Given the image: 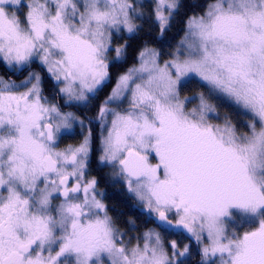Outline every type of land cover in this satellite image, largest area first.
<instances>
[{"label": "snow or ice", "instance_id": "snow-or-ice-1", "mask_svg": "<svg viewBox=\"0 0 264 264\" xmlns=\"http://www.w3.org/2000/svg\"><path fill=\"white\" fill-rule=\"evenodd\" d=\"M197 6L169 48L181 0H0V264H187L193 243L197 264H264V0ZM94 121L98 165L189 243L110 215Z\"/></svg>", "mask_w": 264, "mask_h": 264}, {"label": "trees", "instance_id": "trees-1", "mask_svg": "<svg viewBox=\"0 0 264 264\" xmlns=\"http://www.w3.org/2000/svg\"><path fill=\"white\" fill-rule=\"evenodd\" d=\"M181 3L183 7H181L175 14L171 29L163 38V42L169 48L174 47L180 40L184 32V21L189 15L201 11V7H198L197 5H203L205 3V0H181ZM156 37L157 29L155 28V26L150 22L145 23L142 38L151 39L153 42V46L159 47V41ZM138 43L139 41L136 44H133V48H135ZM131 63H133V61L130 59L128 65L126 66H130ZM6 72L8 73L9 71L6 69V67H4V65L0 64V74H5ZM46 83L48 85L51 84L49 79H46ZM110 87L111 86L104 89L102 97L110 90ZM201 88V85L193 82L191 85H189V94L197 92L201 90ZM204 91H206V89H204ZM98 101L96 104L90 105L87 110H84L83 108H75V112H77L81 116L84 112L85 117L87 116L88 118H91L95 115L97 104L99 103ZM220 111L222 115L225 112L232 114L233 122L236 123L237 127L241 130H246L243 125V117H241L236 111H234V109L227 102H224L221 105ZM94 124L95 121L93 122V125ZM96 160L98 161V159ZM92 161V174L99 177L100 188L106 191L105 202L109 206L110 215L116 218L122 230L128 231L129 235L131 236L139 235L146 227L155 228L157 231H161L162 235H164L169 240L176 239L181 243V245H183L184 243H189L190 238H188L187 233L165 232L159 227L158 222L153 223L151 216L148 215L144 211V209L133 200L131 194L125 190L123 184L109 175L110 173H112V169L98 165V163H95V158L92 159ZM130 220H134L135 224H130ZM199 259L200 257L198 255L197 248L193 243L192 255L187 261V264H197Z\"/></svg>", "mask_w": 264, "mask_h": 264}, {"label": "flooded vegetation", "instance_id": "flooded-vegetation-1", "mask_svg": "<svg viewBox=\"0 0 264 264\" xmlns=\"http://www.w3.org/2000/svg\"><path fill=\"white\" fill-rule=\"evenodd\" d=\"M47 79H49V81H50V85H48L47 83H46V81H45V83H46V87H47V90H49L50 92H52V88H53V84L55 83L54 81H52L50 78H47ZM48 91V92H49ZM93 132H94V136H95V141H94V152H93V157H92V159H94L95 158V163H97V160L96 159H98V156L100 155V151H99V128H98V125H97V123L95 122V124L93 125ZM81 134V133H80ZM68 143H73V144H75V142H68V138H66L65 139V141H64V144H68ZM63 146V145H62ZM92 163H93V161H92ZM106 203V202H105Z\"/></svg>", "mask_w": 264, "mask_h": 264}, {"label": "rangeland", "instance_id": "rangeland-1", "mask_svg": "<svg viewBox=\"0 0 264 264\" xmlns=\"http://www.w3.org/2000/svg\"><path fill=\"white\" fill-rule=\"evenodd\" d=\"M147 1V0H146ZM184 35V32H183V34H182V36ZM181 36V37H182ZM4 67H6V66H4ZM9 72L8 73H10V70H8ZM14 79L16 78V77H13ZM49 91V90H48ZM50 92V91H49ZM104 98V96L102 97V94H101V96H100V98H99V100H102ZM99 102V101H98ZM195 103H197L196 101H194L193 102V105L192 106H195ZM89 107H87V108H83L84 110H87ZM67 111H75V108H67L66 109ZM84 112L82 113V117H85L84 116ZM86 118H88L87 116H86ZM78 133V134H77ZM77 135L75 134V136H73V137H70L69 139H68V142H75V143H78L79 142V139H80V137H81V134H80V131L79 130H77ZM74 140V141H73ZM99 157V156H98ZM112 173H113V169H112Z\"/></svg>", "mask_w": 264, "mask_h": 264}]
</instances>
